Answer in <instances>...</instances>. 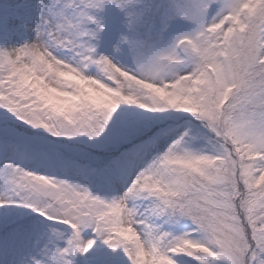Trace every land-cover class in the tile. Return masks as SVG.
Masks as SVG:
<instances>
[{
	"label": "snow or ice",
	"instance_id": "snow-or-ice-1",
	"mask_svg": "<svg viewBox=\"0 0 264 264\" xmlns=\"http://www.w3.org/2000/svg\"><path fill=\"white\" fill-rule=\"evenodd\" d=\"M0 264H264V0H0Z\"/></svg>",
	"mask_w": 264,
	"mask_h": 264
}]
</instances>
